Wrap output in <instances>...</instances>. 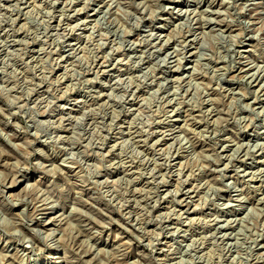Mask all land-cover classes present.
<instances>
[{
	"label": "rangeland",
	"instance_id": "1",
	"mask_svg": "<svg viewBox=\"0 0 264 264\" xmlns=\"http://www.w3.org/2000/svg\"><path fill=\"white\" fill-rule=\"evenodd\" d=\"M0 264H264V0H0Z\"/></svg>",
	"mask_w": 264,
	"mask_h": 264
}]
</instances>
